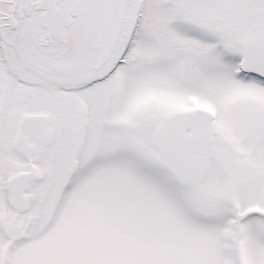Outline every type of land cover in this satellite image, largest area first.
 <instances>
[{
	"label": "snow or ice",
	"instance_id": "1",
	"mask_svg": "<svg viewBox=\"0 0 264 264\" xmlns=\"http://www.w3.org/2000/svg\"><path fill=\"white\" fill-rule=\"evenodd\" d=\"M0 264H264V0H0Z\"/></svg>",
	"mask_w": 264,
	"mask_h": 264
}]
</instances>
